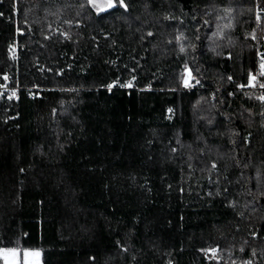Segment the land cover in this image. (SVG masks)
Returning <instances> with one entry per match:
<instances>
[{"label": "trees", "instance_id": "trees-1", "mask_svg": "<svg viewBox=\"0 0 264 264\" xmlns=\"http://www.w3.org/2000/svg\"><path fill=\"white\" fill-rule=\"evenodd\" d=\"M105 3L0 0V249L264 264V0Z\"/></svg>", "mask_w": 264, "mask_h": 264}, {"label": "snow or ice", "instance_id": "snow-or-ice-1", "mask_svg": "<svg viewBox=\"0 0 264 264\" xmlns=\"http://www.w3.org/2000/svg\"><path fill=\"white\" fill-rule=\"evenodd\" d=\"M91 3H95V0H90ZM120 2V5L121 6H125L124 3H123V0H119ZM109 7H112L113 4L111 3V0H109V4H108ZM261 75L264 76V63H261ZM252 81H255L256 80V77L255 76H252ZM127 87H130L131 85H126ZM254 86V85H253ZM110 88L112 86H109ZM261 87H264V84L261 85ZM261 100H264V96L260 97ZM0 256H3L5 257V264H33V262H30L26 259H21V253L19 250H10V251H4L2 249H0ZM9 256H12L14 257L15 259H12V260H8L7 257ZM23 256L24 257H27V256H35V257H39L40 256V253L39 252H24L23 253ZM38 264V262H37Z\"/></svg>", "mask_w": 264, "mask_h": 264}, {"label": "built area", "instance_id": "built-area-1", "mask_svg": "<svg viewBox=\"0 0 264 264\" xmlns=\"http://www.w3.org/2000/svg\"><path fill=\"white\" fill-rule=\"evenodd\" d=\"M13 52H14V48L11 47L10 50H9V54L12 55ZM261 63H264V56H261L259 58V67H258V71H257V74L258 75H261V71H262V69H261ZM252 76H255L256 77V80L255 81H252V79H251V83L250 84L255 89L260 90L262 96H264V87H261V85L264 84V83H261V82L258 81L257 75L250 73V77L251 78H252ZM195 84H196L195 83V79L193 77H190L189 80L187 81L186 85H185V89H192V88L195 87Z\"/></svg>", "mask_w": 264, "mask_h": 264}, {"label": "rangeland", "instance_id": "rangeland-1", "mask_svg": "<svg viewBox=\"0 0 264 264\" xmlns=\"http://www.w3.org/2000/svg\"><path fill=\"white\" fill-rule=\"evenodd\" d=\"M107 7H109L108 6V3H105V5L102 7V8H100V10H104L105 8H107ZM2 250H4V251H10V250H14V249H2ZM24 252H39V251H23V252H20L21 253V259H26V260H28V261H30V262H33V264H37V262H38V264H41V255L39 256V257H35V256H27V257H24L23 256V253ZM40 253V252H39ZM0 258L2 259V261H3V264H5V257H3V256H0ZM7 259L8 260H12V259H15L14 257H12V256H9V257H7Z\"/></svg>", "mask_w": 264, "mask_h": 264}]
</instances>
